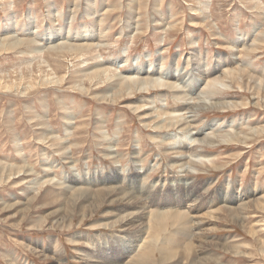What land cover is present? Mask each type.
<instances>
[{
    "label": "rangeland",
    "instance_id": "374dc122",
    "mask_svg": "<svg viewBox=\"0 0 264 264\" xmlns=\"http://www.w3.org/2000/svg\"><path fill=\"white\" fill-rule=\"evenodd\" d=\"M0 264H264V0H0Z\"/></svg>",
    "mask_w": 264,
    "mask_h": 264
},
{
    "label": "bare ground",
    "instance_id": "6f19581e",
    "mask_svg": "<svg viewBox=\"0 0 264 264\" xmlns=\"http://www.w3.org/2000/svg\"><path fill=\"white\" fill-rule=\"evenodd\" d=\"M148 72H152L151 71V69H149V71ZM174 76H176V75H174ZM167 78V77H166ZM132 83H133V87H135L136 89H137V91L138 90H142V89H144V91H148V90H152V89H155L156 87H162V88H166L167 89V87L168 88H170L171 90H174V91H171V92H179V93H181L182 95H184V96H180V97H175V99H179L180 100V103H181V105H182V107H180V108H178L179 110H181V112H182V115H179V123H178V126L177 127H179V128H181V130L180 131H184V135H186V136H184V139H186L187 138V136H188V140L186 141V140H181L182 142H179V143H183V145L181 146H176V149H178V148H182V147H185V148H187V149H193V148H196L195 149V151L197 150V148L198 147H200V146H202L203 144H209V141L210 140H205V139H203V138H201V136L200 135H202L203 133H205V131H206V129H204V128H206V127H204V126H201L200 128H198L197 130H196V132H192L193 130H195V128H194V123H196L197 121H199L197 118H198V114H197V112H196V109H190V108H186V106L187 105H189V106H191V104H193L192 103V101L194 100L193 98H191L190 97V95L191 94H189V93H185L186 91L185 90H178V89H181L178 85H173V84H170V83H167V81L166 82H158V79H152L151 81H143V80H140V79H137V80H135V78L131 81ZM159 84H158V83ZM176 84V83H175ZM211 91H212V93L214 94V91L212 90V87H214L215 88V86H219V85H221V83H215V82H211ZM129 86H131L130 84H127L126 86H124V87H126V88H128ZM169 91V90H168ZM170 92V91H169ZM191 92H193V91H191ZM184 93V94H183ZM203 94V96H206V95H208V93H202ZM202 94L199 96V98L201 97H203L202 96ZM190 98H189V97ZM200 98V99H201ZM161 100H165V98L164 99H161ZM167 100V99H166ZM202 100V99H201ZM194 105V104H193ZM179 106V105H178ZM234 107V106H233ZM147 108V109H146ZM150 109H152V108H150V107H145V106H141V107H137L136 109H134L135 110V112L138 114V115H141L145 110H150ZM143 110V111H142ZM171 117H173L172 115H171ZM216 124V122L215 121H213V122H211V127L212 128H215V125ZM212 130V129H211ZM234 134V133H233ZM171 139V138H170ZM214 139V138H213ZM231 140H233L232 138H231ZM164 141V140H163ZM189 141V142H188ZM215 141H216V139H215ZM230 141V140H229ZM112 151H114V150H112ZM195 151L194 150H192V151H189L190 152V155H183V154H181L180 153V151H176L177 153H176V155H175V157H173V158H175V159H179V160H184V159H187L188 160V162H187V164L188 163H191L192 165H198V166H200L199 164H197L196 162H193L191 159H190V156L191 155H194V153H195ZM134 159H136V157L134 158ZM133 164H134V166H135V168L137 169V167H139V165H138V161H133ZM135 169V171H137V174H144L145 172H143V171H141V170H139V169H137L136 170ZM181 169V171H184V172H186L187 173V175H189V172L187 171V169L185 168V167H181L180 168ZM186 175V176H187ZM139 177V176H138ZM138 179V178H137ZM176 182V181H175ZM177 182H178V184L179 185H182V186H184V187H186V186H188V185H190V183L188 182V180L185 178V176H181V178H179V179H177ZM176 185V184H175ZM154 186V185H153ZM123 193V192H122ZM82 194V193H81ZM131 194V193H130ZM80 196V195H79ZM126 198V197H125ZM124 198V199H125ZM122 200H123V198H122ZM118 200H116L115 202H117ZM78 202V201H77ZM84 210V209H83ZM144 213V212H143ZM141 214H142V212H139V211H137V212H135V213H130V214H128L127 216H125L123 219H121L122 220V228H123V231L124 232H128V229H129V225H130V223L132 222V223H135V222H139L138 221V218L139 217H141ZM159 214H162V213H159ZM84 217V216H83ZM86 218V217H85ZM84 218V219H85ZM143 218V217H142ZM141 219V218H140ZM118 223V222H117ZM109 224V223H108ZM114 224V223H113ZM131 226V225H130ZM139 226V225H138ZM111 227V226H110ZM132 228V227H131Z\"/></svg>",
    "mask_w": 264,
    "mask_h": 264
},
{
    "label": "crops",
    "instance_id": "0c3cea01",
    "mask_svg": "<svg viewBox=\"0 0 264 264\" xmlns=\"http://www.w3.org/2000/svg\"><path fill=\"white\" fill-rule=\"evenodd\" d=\"M179 133H181V132H179ZM161 182V181H160ZM160 185H161V183H160ZM166 185H168L169 187H168V190L170 191L169 193H167L166 194V196H164V197H162V199L164 200L165 199V197H167V195H168V197H169V200H170V202H175L176 204H181L182 203V201H183V197H182V195H179L181 192H182V186L179 188V187H177V188H175V185L173 186L172 184H169V183H164L163 184V189L162 190H160V191H165V190H167V186ZM177 191H180V193H177ZM174 205H170V207H173ZM170 207H168V209L167 210H169V209H171ZM159 211H163L162 209H159Z\"/></svg>",
    "mask_w": 264,
    "mask_h": 264
}]
</instances>
